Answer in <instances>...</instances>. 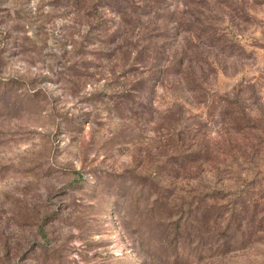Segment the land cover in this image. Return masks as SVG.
<instances>
[{"label": "rangeland", "instance_id": "rangeland-1", "mask_svg": "<svg viewBox=\"0 0 264 264\" xmlns=\"http://www.w3.org/2000/svg\"><path fill=\"white\" fill-rule=\"evenodd\" d=\"M0 264H264V0H0Z\"/></svg>", "mask_w": 264, "mask_h": 264}]
</instances>
